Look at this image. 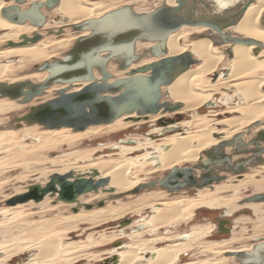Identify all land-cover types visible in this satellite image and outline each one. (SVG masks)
<instances>
[{"label": "bare ground", "instance_id": "bare-ground-1", "mask_svg": "<svg viewBox=\"0 0 264 264\" xmlns=\"http://www.w3.org/2000/svg\"><path fill=\"white\" fill-rule=\"evenodd\" d=\"M33 1L43 0H26L25 4H23L22 7H27ZM205 1L210 5L212 15L223 16L230 15L231 13L239 10L247 0ZM155 2L157 6L161 3H166L168 5L176 4L175 0H155ZM13 4V0H0V30L4 31L0 37V40L3 39L5 41L2 50H0V58H6V60H4L5 62H2L3 60L0 61V82H14L21 80H32L34 82H40L46 77V71H36L33 69L34 71L29 73L27 72V74L22 78L21 76L23 74L20 76V78L11 77L16 73L15 64L13 63L11 58L14 56H19L20 59L18 60L20 61L18 62L20 63H23V61H48L50 58L59 57L53 55L49 47H52L55 44L57 45V47L67 46L69 45L71 39L74 42L79 35H86L88 32L83 31L78 33L72 31L73 33L68 35V38L45 40L44 38L46 37V35L41 31V29L48 25V20L42 28H38L37 26L31 25L29 23L19 24L9 21L2 15L1 10L6 6ZM126 4L129 3H125L123 5ZM117 7L120 6H115L112 8L108 7L106 9L103 3L89 2L88 0H59L58 4L51 10L60 13L63 19L62 21H60L61 24H57L56 26L54 25L53 27L54 29H56L57 27L70 26L84 19L98 17L103 13ZM42 11L45 15H47L48 18L50 14L48 13L49 10L47 11L45 10V8H43ZM190 30L198 34L209 31V29L204 26H182L178 31L172 33L167 39L168 55H177L183 53L184 51H190L198 61L197 63L191 65L188 70L179 75L170 85L163 87V91H166L168 93L171 101L181 102L183 104L182 108L177 110L176 112L182 113L188 110H195L196 108L212 100L210 99L209 95L210 90H207L209 83L208 81H206V76L209 74H213L219 64L225 61L227 66L224 68L226 70L224 71V73L219 74L217 82L231 80L233 84V87L231 86L233 88V94L231 95L227 93L228 97L221 98V101L229 103V101L234 96H237L240 101L243 100L242 104L230 108V111L237 114L217 122V125L218 123L221 124V126L219 127L212 126L210 123L211 118H209V120L206 115H202L199 118H194L193 120L183 121L182 125L196 128L195 130L187 131L186 134H177L178 132H175L173 134L163 135L164 138L162 137L161 142H156L155 140L161 138H155L146 139V141L143 143H140L136 140L135 145L120 144L118 146V148L121 145L130 146L132 150L130 149L129 151H133L132 153L146 148L145 153L138 154L134 157L122 156L116 159L98 158L97 160H90V151L77 152L74 154V161L71 162V164H66L64 168L55 170L53 172L67 173L69 171H73L74 173H88L89 171H91V169H95L98 171V177H109L110 180L107 185V189L113 188L115 194L127 192L133 189L138 184L143 183V181H141L138 177H134L133 175L138 171L139 173L140 171L143 172L147 165H152V169H156L157 171L158 169H170L172 167L178 166L181 167V163L190 164V162L198 160L205 149L210 148L213 145H217L220 141L230 139L233 135L243 131L248 125H251L252 123L264 120V49H261L257 53H255L254 50L257 46L254 44L240 43L233 45L231 43H226L222 45H215L213 43V40L209 37L195 39L191 37V42H188L189 44H186L185 42H183V39L186 38L187 32H189ZM224 31L225 33L232 36L250 38L264 43V0H254L242 14L240 20L236 24L226 28ZM29 32H31L32 34L34 32H39L43 36L40 40L34 43L5 46L7 41H20L21 35L26 34L30 36L31 34ZM17 38H19V40ZM141 44L146 47L152 45V43L149 42L138 41L137 50H139ZM226 49L231 50V55L226 52ZM155 59L156 58L153 57L150 61H143L139 64H133L131 66V69L154 61ZM36 66L37 65H35V67ZM108 68L109 70H113L112 67L108 66ZM127 71L128 70H120L118 73H120L121 76H124ZM95 73L97 74V77L100 76L97 72ZM85 84L86 82L79 84L75 86L73 90H77L81 85ZM61 87L63 86L55 84L46 91L45 95L38 96L35 99L41 97L43 98L44 96L47 98L46 95H48L51 91L54 92L56 89H60ZM212 87L216 89L215 85ZM234 90L236 93L234 92ZM41 102H43V100L39 103ZM16 105H20L17 100L0 98V114L8 112L12 108L16 107ZM160 117H162L161 113H158L156 115L149 114L144 116H138L136 113L124 114L109 124L89 126L86 130H84V133H95L99 130H102L103 128H107L109 132H114L126 128L130 124H132V122L128 120L130 118H149L153 120ZM13 122L14 123L8 126L6 130L19 128L21 129L22 126H24V124L20 121ZM167 127H178L177 122H169ZM162 128L163 127H158L156 130L149 132L148 134L151 135V133H156L158 136H160V132L161 130H163ZM43 129L44 131L38 134L37 143L23 146L22 151L18 153L14 151L9 152L10 148L8 145L17 143V138L7 136V132L0 133V153H5L8 151V153L4 157L0 158V171H2L1 166L5 164V161L7 159L15 158L16 156L22 154L35 153L41 148L47 147L52 143L56 144L55 142H58L60 140H72L83 133V131H72L68 127L59 129ZM257 129L259 128H254L255 131H257ZM28 134L32 136L33 131H29ZM147 147H150L151 150H148ZM166 147L168 148L165 149ZM229 149L230 148H227V151ZM84 160L88 161L85 162ZM78 161H83V163L78 164ZM53 163L58 164L60 163V161L54 159ZM255 174L256 173H253L249 175V177L246 176V178L240 180V183L228 186L229 188H232L235 192H237L240 187H245V184H247V182L250 183L252 181L250 177H252V175L255 176ZM215 185L212 186L215 188L214 191L206 192L205 189L210 188L209 186H206L203 188H198L201 189V191H199V195L196 197L181 196L182 198H172L170 200H164L163 196L159 194L160 192H153L151 193V196L149 195L148 197L149 199L154 198L152 199L153 201H151L150 204V206L153 205L154 207L152 208V214H149V217H138L131 225L124 226L121 229L117 230V232H113V234L111 235L102 234L100 240H97L92 234H90L86 239L88 242L85 243L79 241H71L67 244H63L62 242L63 238H65V232H68V230L73 228L75 229V227L78 226V222L84 221L86 223L96 225L100 222H106L108 219L114 220L124 217L127 210H116L111 207L107 211H104V208H97L100 211L96 212H91L94 209H89L85 213H82L80 211L79 213H75L74 216L63 218L62 221H46L45 223H43V225H41H47L46 228L44 227L43 232L39 230L41 226H37L40 223H37V225H32L33 227H36L35 229L28 230V232H36V235L33 239L29 241L16 240L15 242H12L10 244H0V252H4L6 254L5 257L8 260H12L13 257H15L14 255L17 250L22 252L36 250L38 251V254H36V256L32 258V262L30 261L31 264H54L61 258L65 259V261L71 260L70 256L72 255V253L79 251L81 247L107 244L115 239H120L121 237L127 235L126 237L130 240H133L134 242L131 244H125L126 248L122 250L118 249L121 246H116L117 248L113 247L110 253L112 256H118L119 259L117 264H136V262L139 260V257L142 256L140 255V252L151 250V248L153 249L155 247L147 245L154 243L152 242V240H141V242L139 239H136L138 237H143L145 232L158 234L160 229L165 228V235L158 238L163 240L164 238L171 237L169 235L171 233L170 229H168L169 227H176L178 223H180L181 221H185L188 214L189 215L187 219L191 220L192 216L194 215L193 211H195L197 208L205 206L209 207V209H212V207H215L213 209L216 210L221 209L217 207H221L223 202H219H221V199L223 201L224 197L220 199L214 196L215 192L220 190V187ZM105 193L107 192L99 190L98 192H89L85 194L98 196L99 194ZM83 195L79 196L77 202H65L67 203L66 205H70V203H76L78 205L86 204V202H88V199H85L84 197L87 195ZM48 196H50L51 198L54 197L48 194L45 196L42 202H40L45 203L44 201ZM145 198L146 197H144L140 201L142 202L143 200H145ZM227 199L224 200L225 203L227 202ZM81 200H86V202H83ZM235 200L236 198H234V201ZM32 201L33 200H29L27 203L29 204ZM228 201H230V199H228ZM234 201H231V203ZM27 203L23 202L12 206L9 205L5 207L4 210H0V213L5 214L7 219H15V217L21 216L24 212H22V210H18L17 208L24 206ZM46 207L51 209L49 205ZM249 207L252 208L253 211H251L254 214L260 215L258 216L259 218L257 221L260 226L263 225L264 202H251L249 203ZM226 212L230 215L228 211ZM131 226H135V228H133L130 234H125V228ZM192 227V231H190L188 234L177 233L176 237H171L172 239L178 240L180 239V237H185L184 240H179L180 242H176L177 240H175L174 243L171 241L172 243L155 247V253H151V256H149L153 258L151 259L152 261L150 264H178L179 256L186 253L191 248V243L194 240L200 239L203 235H205V233L209 235L213 232L214 229H212L213 225L211 223L195 224ZM260 231L261 230L259 227L256 233H259ZM232 239H225L219 242L208 241L206 245L201 244V253H211L213 257L207 259H198L192 262H182L181 264H225L227 259H234L237 264H240L235 257L226 256L225 253L229 251L251 250L253 244H248L247 246H243L240 248L223 246L224 244H231ZM137 240H139V243L135 242ZM155 240H157V238H155ZM91 256L88 257L91 258Z\"/></svg>", "mask_w": 264, "mask_h": 264}, {"label": "water", "instance_id": "water-1", "mask_svg": "<svg viewBox=\"0 0 264 264\" xmlns=\"http://www.w3.org/2000/svg\"><path fill=\"white\" fill-rule=\"evenodd\" d=\"M1 10L9 21L19 24L29 23L42 28L47 21L44 7L51 10L59 0L33 1L23 8L26 0H13ZM254 0H247L230 15H212L209 3L205 0H175V5L161 3L150 11H137L131 4L109 10L98 17L84 19L70 25L72 31H87L79 35L71 47L61 57H53L36 66V71H46L40 82L21 80L0 82V98L17 100L20 104L31 103L36 97L45 95L53 85L63 87L54 91V96L32 105L25 115L17 120L27 125L38 124L46 129L68 127L72 131H84L89 126L109 124L124 114L136 113L138 116L161 113L159 122L163 127L160 135L173 134L180 127H167L171 119L164 114L175 113L181 109V102L164 99L168 95L163 87L170 85L179 75L197 63L190 51L168 55L167 39L182 26H204L209 29L192 38L209 37L215 45L231 43L254 44V52L264 49V43L257 40L232 36L225 29L236 24L247 7ZM63 27L52 28L47 35L62 34ZM216 34V35H212ZM43 35H21L20 41H7L5 46L34 43ZM152 43L144 53L137 51V42ZM231 55V50L226 49ZM144 57H155L154 61L132 68L134 63ZM110 62L118 64L124 76L116 77L108 68ZM97 72L100 76L97 77ZM79 89L73 88L79 84ZM254 128L256 133L251 135ZM251 135L249 139L245 136ZM154 137V135H152ZM119 144L135 145L134 139H118ZM166 147L165 149H167ZM230 148V151H227ZM264 164V120L248 125L243 131L230 139L205 149L197 163L183 167H172L166 176L138 184L127 192L116 193L117 197L137 194L145 189L158 186L169 192L181 191L188 187H212L227 179L228 174L240 176L247 168ZM197 174H199L197 176ZM98 171L88 173H52L45 184L29 185L27 191L7 200V205L34 200L42 201L46 195L56 196L58 201L77 202L79 196L107 189L109 177H98ZM264 202V192L251 194L239 201L240 204ZM103 205V201L97 204ZM89 209L90 206L86 205ZM132 219L122 218L119 229L131 224ZM139 228V227H138ZM229 232V231H228ZM184 240L185 237H180ZM121 246V244H116ZM240 264H264V240L253 244L251 250L229 251ZM114 255L106 264H117Z\"/></svg>", "mask_w": 264, "mask_h": 264}, {"label": "rangeland", "instance_id": "rangeland-1", "mask_svg": "<svg viewBox=\"0 0 264 264\" xmlns=\"http://www.w3.org/2000/svg\"><path fill=\"white\" fill-rule=\"evenodd\" d=\"M89 2H101L103 3L104 7L107 9L115 7V6H121L125 3H129L133 5L135 10L137 11H150L153 8H155L156 2L155 0H88ZM45 10L46 7H44ZM49 16L47 18L48 25L41 29L43 33H45L46 37L45 40L50 39H63L68 38L70 34H72V29L70 26H63L64 30L62 34H51L47 35V31L49 29L54 28L53 26L57 24H61L60 21H62L63 17L60 13L57 11H48ZM188 31V30H187ZM4 31L0 30V37ZM31 35L32 33L29 32ZM198 33H194V31L187 32L186 38L183 39V42L186 44H189L191 42V37L195 36ZM60 37V38H59ZM190 37V38H189ZM1 39V38H0ZM19 40V38H17ZM190 40V41H189ZM73 40H70L69 45L64 47H57V45H53L52 47H49V49L52 51L53 55L61 57L65 51H67L71 45ZM189 42V43H188ZM5 41L2 39L0 40V50H2V47L4 45ZM142 45V44H141ZM139 47V50H137L139 53H144L147 51L148 47L142 45ZM52 48V49H51ZM222 49V48H221ZM153 57H144L139 62L134 64H139L143 61H150ZM20 59L19 56H14L11 58L13 63L15 64L16 73L13 74L11 77L17 78L21 76V78L27 74V72L34 71L35 65L39 66L42 61L38 62H27L23 61V63H20L18 60ZM50 58L49 60H51ZM3 60V61H2ZM6 58H0V61L5 62ZM10 60V59H9ZM15 61V62H14ZM35 63V64H34ZM226 62L223 61V63H220L217 67L216 71L213 74H209L206 76V81H208V87L207 90L209 91L210 99L206 104H203L202 106L196 108L192 111H184V112H175V113H167L164 115V117L172 119V122H177V126L180 127L178 129L177 134H186L187 131L195 130V127H188L183 124V121L193 120L194 118H199L202 115H206L209 118H211L210 123L212 126H221L220 123L217 122L229 118L233 115H236L237 113L230 111V108L235 107L237 105H240L243 103V100L240 101V99L237 96H234L229 103H226L224 101H221V98L228 97V94H233V84L232 81H223V82H217L219 74L224 73L226 70L224 67H226ZM109 67H112L113 70H110L116 77H120L121 74L118 73L120 69L118 68V64L115 62H110ZM117 74V75H116ZM227 80V79H225ZM211 85V86H210ZM216 86V89L212 86ZM232 86V87H231ZM211 88V89H210ZM226 91V92H225ZM235 92V90H234ZM228 93V94H227ZM236 93V92H235ZM55 94L53 91H51L47 96V98L53 97ZM45 96L42 98L34 99L31 103L28 104H20L16 105V107L12 108L8 112L1 113L0 114V133H6L7 136L16 137L17 143L15 144H8L9 145V152L14 151L16 153L22 151V147L28 144H34L38 142V134L42 133L44 131L43 127L39 125H27L26 122H22L24 126L20 129H9L6 130L8 126H10L13 121H18L17 119L30 110V107L32 105L38 104L40 101H44L47 99ZM164 99L170 100L169 96H165ZM221 101V102H220ZM132 122L128 127L123 128L118 131L109 132L107 128H103L102 130H99L95 133H89L85 134L84 131L81 133L78 137L72 139V140H65V141H58L55 142L56 144L52 143L48 145L47 147L41 148L35 153H27L22 154L19 156H16L15 158L7 159L5 161V164L1 166L0 171V210H4L5 207L9 206L7 205V200L15 195H19L25 191H27V188L29 185L32 184H45L48 179L49 175L52 173H55L53 171L62 169L66 166V164H71V162L74 161V154L77 152H83V151H90V160H97L99 159H116L122 156L125 157H134L138 154H143L146 151V148L140 149L136 151L135 153H132L133 151H129L131 148L130 146L120 145L118 143V139L124 138V139H134L139 141L140 143H143L146 141V139H155V138H161V139H155L156 142H161L163 135L158 136L156 133L147 134L149 132H152L156 130L158 127L161 128L158 124L159 118L157 119H149V118H130L128 119ZM180 123V124H179ZM216 123V124H215ZM17 126V125H16ZM163 129V128H162ZM33 131V135L30 136L28 134L29 131ZM185 133H184V131ZM162 131V130H161ZM183 131V132H182ZM9 133V134H8ZM161 133V132H160ZM256 131L253 129V132L251 135L255 134ZM13 134V135H11ZM154 135V137H152ZM251 135H249L251 137ZM249 136H245V138L249 139ZM164 138V137H163ZM112 144V145H111ZM134 149V148H133ZM148 150H151L150 147H147ZM132 150V149H131ZM230 151V149L228 150ZM8 153H0V158L4 157ZM124 154V155H123ZM59 160L60 163H53V160ZM88 159V160H89ZM1 160V159H0ZM86 160V161H88ZM85 161V160H84ZM85 161V162H86ZM198 160L190 162V164L197 163ZM79 162V161H78ZM83 161H80L78 164H82ZM185 163H181V165H184ZM259 166V165H258ZM264 165H261L258 168H251L247 170V172L244 175L240 176H234L232 174H228V177L226 180L221 181L220 183H216L217 186H219L220 190L215 192V197L222 198L224 197L223 201L221 199L222 203L221 209H213L215 207H212V211H228L230 214L233 215L238 211L242 213L243 209L250 211L248 208L249 203L240 204L238 200L257 193V192H264ZM152 165H147L145 167V170L142 172L139 171L135 173L133 176L138 177L141 181H151L154 179L162 178L166 176L169 169H152ZM150 170V172H149ZM258 170V171H257ZM155 171V172H153ZM257 171V172H256ZM256 173L255 176L252 175L251 182L245 184V187H240L237 192H235L232 188H229L230 185H235L236 183H240V180H243L244 178L249 177V175ZM143 180H142V179ZM215 185V184H214ZM213 185V186H214ZM215 185V186H216ZM229 185V186H228ZM225 188V189H224ZM205 189V188H204ZM214 187H210L208 189H205L206 192L214 191ZM199 191L201 189H197L196 187H190L185 188L181 191H175V192H169L167 189H164L161 186H158L153 189H145L141 191L140 193H137L135 195L127 194L122 197H117L115 193H105V194H99L98 196L91 195V194H85V199H88V202L86 200H81L83 202H86V204L78 205L76 203H70V205H66L67 203L58 201L57 197L54 196L51 198L48 196L45 199V203L41 202H35L34 200L27 203L24 206L18 207V210H22V215L15 217V219H7L5 214L0 213V244H10L12 242H15L16 240H26L29 241L33 239L36 235V232H28L29 229H35L36 227H33L32 225L37 223L41 226L46 221L51 222L52 220H60L62 221L63 218H69L71 216H74L75 213H79L80 211L82 213L87 212L89 209L96 212L100 211L97 208H104V211H107L111 207L114 209H125L127 212H125V216L117 219H108L106 222H100L96 225H92L86 222H78V226L75 227V229H70L68 232H65V238H63V244H67L71 241L73 242H88L86 239L90 234L94 236L97 240H100V237L102 234L105 235H111L113 232H117L119 230L118 223L122 218H127L129 216L135 218V220L140 217H149V214L151 213V209L154 207L153 205L150 206L151 201H153L151 198L149 199V195L151 196V193L153 192H160L164 198V200H170L172 198H182L187 196L196 197L199 195ZM150 192V193H149ZM165 192V193H164ZM204 192V191H203ZM234 193V194H233ZM104 195V196H103ZM182 196V197H181ZM144 197L145 200L142 202L140 201ZM166 198V199H165ZM230 201H228V199ZM234 198L236 200L234 201ZM219 199V200H220ZM227 199L228 204L224 202V200ZM103 201V205L100 207L97 205L98 203ZM231 201H234L231 203ZM48 202V203H46ZM62 202V203H60ZM231 203V204H229ZM50 206L51 209L47 208L46 206ZM86 205L90 206L88 209ZM203 208H197L195 211H193V216L191 220H188L186 216L185 221H181L177 224L176 227H169L170 229V236H176L177 233L181 234H188L190 231H192V226L195 224H203L200 223L197 213L203 209H208L204 206ZM211 208V207H210ZM251 208V207H249ZM14 210V209H13ZM252 210V208H251ZM253 211V210H252ZM103 212V211H102ZM25 213V214H24ZM254 215V216H253ZM253 215L250 213L248 215H241L237 219V225L234 228V232L229 237H233L235 239H232L231 244H224V247H235L240 248L243 246H247L248 244H254V242L264 239V224L259 225L258 224V216L253 213ZM211 223L212 222H207ZM205 223V224H207ZM68 225V224H67ZM47 226V225H46ZM41 226L40 231L43 232L44 227ZM68 227V226H66ZM260 227V232L256 233L257 229ZM135 228V226H131L128 228H125V234H130ZM104 229V230H103ZM93 231V232H92ZM95 231V232H94ZM104 232V233H103ZM166 229L162 228L158 234H149L146 233L143 237H138L136 239L144 240L142 238H148L153 239L156 236L162 237L165 235ZM176 233V234H173ZM258 234V235H257ZM257 235V236H256ZM68 236V237H67ZM127 235L121 237L120 239H115L107 244L97 245V246H84L81 247L79 251L72 253L70 256L71 260L65 261V259L61 258L59 261H57L54 264H106V261H109L113 258L110 251L113 247H116V244H121V247L118 248L119 250H122L126 248L125 244L133 243V240H130L126 237ZM171 237L164 238L163 240L156 243V246H162L166 245L168 243H174L175 239L173 240ZM213 237L211 236V233L208 235L205 233L200 239L194 240L191 243V248L184 254L179 256L178 264H181L182 262H189V261H196L198 259H207L212 258L211 253H201L200 245H206L209 240H211ZM228 239V238H227ZM139 240L135 241L139 243ZM181 240V239H179ZM178 239L176 242H180ZM172 241V242H171ZM142 242V241H141ZM148 246H152L153 244H147ZM134 246V245H132ZM221 246V245H220ZM117 248V247H116ZM152 249V248H151ZM87 251V252H86ZM94 251V252H93ZM76 253V254H75ZM86 253V254H85ZM98 253V254H97ZM38 254V251L32 250V251H18L15 253V257H13L12 260H8L5 257L4 252H0V264H31L32 258ZM92 254V256H91ZM97 254V255H96ZM96 255V256H95ZM140 255H142L140 253ZM88 256H91L88 257ZM145 255L142 256L141 262L146 263V257ZM72 257V258H71ZM90 258V259H89ZM74 259V260H73ZM99 259V260H98ZM34 261V260H33ZM140 260L136 262V264H143ZM34 264V263H33ZM225 264H237L234 259H227Z\"/></svg>", "mask_w": 264, "mask_h": 264}, {"label": "flooded vegetation", "instance_id": "flooded-vegetation-1", "mask_svg": "<svg viewBox=\"0 0 264 264\" xmlns=\"http://www.w3.org/2000/svg\"><path fill=\"white\" fill-rule=\"evenodd\" d=\"M29 112V111H28ZM172 120V119H171ZM158 124L161 126L160 122L158 121ZM148 134V133H147ZM186 164L182 165L181 167L185 166ZM189 165H192V164H189ZM258 166H251V167H248L247 170L249 169H253V168H257ZM171 169V168H170ZM247 172V171H246ZM199 175V174H198ZM197 175V176H198ZM244 175V174H243ZM190 188V187H188ZM198 189V188H197ZM200 190V189H199ZM205 207V206H204ZM199 208H203V207H199ZM208 209H203L201 211H199V213H197V217L200 221V223H207V222H212L213 224V232L211 233V236L213 237L211 240L209 241H212V242H219V241H222V240H225V239H230L229 237L232 235V233L234 232V228L236 227L235 223H236V219L241 216V215H248V214H252L253 215V212L251 211V209H249L250 211L248 210H244L241 212L238 213V211L233 215V214H227L226 211H222V210H219V211H212V209H209V207H206ZM246 208V207H245ZM151 212H152V209H151ZM254 216V215H253ZM126 219H132V222L131 224L135 221V218L129 216L127 217ZM238 219H242V218H238ZM129 224V225H131ZM161 230V229H160ZM159 230V231H160ZM212 231V230H211ZM229 231V232H228ZM146 233H149V232H145L144 235ZM149 234H156V233H149ZM143 235V236H144ZM145 237V236H144ZM176 237V236H174ZM155 238H157V240H155ZM153 239H148V238H143L144 240L146 241H151L154 242L152 243L153 246L155 247H159V246H156V243H158L159 241H161L162 239H158L159 237H155ZM233 237H231L232 239ZM174 240V239H173ZM177 240V239H175ZM264 240V239H262ZM262 240H259V241H262ZM157 241V242H156ZM258 242V241H256ZM254 242V243H256ZM163 246V245H162ZM155 247L151 250H145V251H142L140 252L143 255H145L146 253V257H149L151 256V253H155ZM142 256L139 257V260L141 262L142 260ZM151 259L153 258H146V263H143V264H150L151 263Z\"/></svg>", "mask_w": 264, "mask_h": 264}, {"label": "crops", "instance_id": "crops-1", "mask_svg": "<svg viewBox=\"0 0 264 264\" xmlns=\"http://www.w3.org/2000/svg\"><path fill=\"white\" fill-rule=\"evenodd\" d=\"M258 167H260V165H259ZM258 167H257V168H258Z\"/></svg>", "mask_w": 264, "mask_h": 264}]
</instances>
